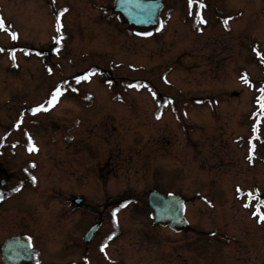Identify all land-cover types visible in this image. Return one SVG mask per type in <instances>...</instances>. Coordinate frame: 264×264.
Here are the masks:
<instances>
[{"label":"rangeland","instance_id":"1","mask_svg":"<svg viewBox=\"0 0 264 264\" xmlns=\"http://www.w3.org/2000/svg\"><path fill=\"white\" fill-rule=\"evenodd\" d=\"M113 1L0 0L8 29L0 30L1 166L15 171L11 185L37 184L27 211L3 201L0 232L30 235L39 260L50 261L62 252L61 235L97 218L98 243L106 236L118 263L264 264V222L255 214L258 205L264 214V0H202V9L163 0L150 35L124 25ZM15 45H53L54 66L41 53L16 55ZM74 72L91 76L78 94L67 91L56 108L42 103L61 81L73 89ZM33 91L47 111L33 114ZM20 102L27 111L18 114ZM150 189L190 203L189 232L153 223ZM67 197L90 209H69ZM72 247L67 241L61 256Z\"/></svg>","mask_w":264,"mask_h":264},{"label":"flooded vegetation","instance_id":"2","mask_svg":"<svg viewBox=\"0 0 264 264\" xmlns=\"http://www.w3.org/2000/svg\"><path fill=\"white\" fill-rule=\"evenodd\" d=\"M21 49H25L27 51V55L34 53L33 51L42 52L44 54V57H48L47 63L50 64L51 66H54V61L51 59V55H52V52L50 51L51 49H47V48H43V49L35 48V49H33L30 46H24V48L21 47ZM73 74L74 75H71L70 77L74 78V89H76V88H79L78 86L80 83H77L76 80L78 77H81V72H74ZM67 88H68V90H65L63 88V90H62L63 94L62 95H65L66 93H68L67 91H69L68 94H70V92L73 93L74 95L78 94V92L71 90L72 89L71 86L68 85ZM33 93H34V96H33L34 98H32V99L37 101L36 103H39V99L37 96H35L34 91H33ZM31 94H32V92H31ZM45 101L46 100H44L43 102H45ZM63 101H65V100H63ZM70 101L71 100H68L67 102L70 103ZM29 102H33V101L28 99V103ZM65 104H67V103H65ZM169 114L171 115L170 112H169ZM0 119H1V116H0ZM15 138H17V137H14L13 142H14V140H16ZM43 139L44 138H42V140ZM9 158L12 162H17L14 159H12L11 157H9ZM28 162H29V160H27V163ZM27 168H29V167H27ZM13 172H15V171L9 170L6 167V165L1 166V161H0V206L2 205L3 201H6L9 199V201H11V202L8 205H11V207H13L15 209L20 208V209H23L24 211H27L28 206L30 205V202H28V201L24 202V199H25L26 194L28 192L33 194V191H34L33 189H37L34 185H37V184H36V182H33L32 180H31L32 182L27 180V181L17 182L15 185H11L12 184L11 180L14 177H16L13 175ZM25 172H27V171H25ZM29 173H30V171H29ZM28 177L29 176L24 175L22 178L27 179ZM18 184L22 185V187H20V186L18 187ZM14 188H20V190L14 191L13 190ZM66 204L69 205L68 208L71 210L85 209V211H88L90 209V207L88 206L86 201H83V203L80 206H76L73 203V197H67L66 198ZM8 207H6V208H8ZM6 208H4V209H6ZM6 212H8V211H6ZM6 212H4L3 215L0 216V220L3 216L5 217L7 215ZM24 214L29 215L26 213H24ZM91 215L96 216L92 212H91ZM98 220L99 219L96 218V220H94V222L92 224L90 223V225L87 227V229L84 230L83 232L80 233L81 230H79V233H78V231H77V234H75L74 237L69 236L68 233L61 235L56 246L58 247V245H60L62 247V252L60 250L55 251V253L52 252L50 255V259H51L50 261H44V258H41L39 260V256H38V252H37L38 251L37 244L34 242V240H31L30 235H28V234L26 235L25 233H20V232H17V233L3 232V233H1L2 231L0 230L1 231L0 232V264H6L5 262H3V259H2V249H3L4 242L6 240H9V239L17 236V235H24V236L26 235V236L30 237L29 240H31V259H32L30 262L21 261L18 264H52L53 262H54L53 264H125V262H119L118 263V262L113 261L112 257L114 256V252L112 253V251H110V246L108 244L106 236H103L101 239L99 238V243H98V236L96 235V233L99 229L93 234L90 242H88V243L82 242V237H83L84 233L93 224L97 223ZM101 225H102V223L100 224V226ZM76 228H77V225L75 224V229ZM71 239H73V241H70ZM67 241H69V245L70 244L73 245V247H72L73 250L70 252L68 251L69 255H67L66 257L63 258L61 255L63 254V249H65V243ZM101 249H103V250H101ZM52 257H57V260L54 261V259ZM13 261H15V260H13Z\"/></svg>","mask_w":264,"mask_h":264},{"label":"water","instance_id":"3","mask_svg":"<svg viewBox=\"0 0 264 264\" xmlns=\"http://www.w3.org/2000/svg\"><path fill=\"white\" fill-rule=\"evenodd\" d=\"M162 7L161 0L114 1V11L118 14L120 20L139 31H149L157 26ZM74 202L79 205L81 200H75ZM148 205L152 209L155 224L168 226L176 232L187 228L188 225L184 218V203L181 197L163 196L155 191H150L148 193ZM98 226L99 224H96L89 229L83 237L84 242L91 240ZM21 241L25 242L23 249L18 247L23 244ZM25 244L27 245V241L22 237L5 241L2 249L3 260L7 264H18L22 260L30 261V253Z\"/></svg>","mask_w":264,"mask_h":264},{"label":"snow or ice","instance_id":"4","mask_svg":"<svg viewBox=\"0 0 264 264\" xmlns=\"http://www.w3.org/2000/svg\"><path fill=\"white\" fill-rule=\"evenodd\" d=\"M188 4H189V8H191L194 4H199V7L202 9L205 7V5L203 4L202 0H188ZM65 12L67 11V9L64 10ZM63 15V12L59 13L56 17V31L57 33H61V29H62V24H61V21H60V17ZM200 22L201 23H206L205 20H203L202 17H200ZM225 24L228 23V20H225L224 21ZM0 30H5L7 31L8 29L6 28V25H5V22L3 20L2 17H0ZM12 39H16V34L13 32L12 34ZM147 35H150V33H148ZM63 35H58L57 37H54L53 39L55 40V43L56 44H59L61 42V40H63ZM0 51H3V49H0ZM56 51L58 52L59 51V48L56 49ZM37 55H40V53H36ZM259 55V53H258ZM11 56V59L15 60V52H12L10 54ZM261 59L264 60V56H261ZM51 71V70H50ZM88 77H78L76 82L77 83H80V80L81 79H87ZM245 83H247V77H244L243 78ZM130 87H139V85H130ZM72 91H76V89H71ZM260 92H261V96L259 97V100H260V108H261V111L264 112V87L260 88ZM62 90L60 87H57L56 90L52 93L51 95V99L48 101V105L51 106L53 105L54 103L58 102V99L59 97L62 95ZM155 95V94H154ZM47 107H45V105H40L36 108H33L32 109V112L33 114L37 113V112H40V111H47ZM159 118V117H158ZM254 131H257L256 128L253 129ZM29 143L31 144V139L29 138ZM35 147L32 146L29 148V151H35ZM249 159H251V157H249ZM33 182H35V177L32 178ZM14 191H19L20 188H14L13 189ZM247 207V205H245ZM256 215L259 216L260 218V222H264V214L260 213L259 209H257V212H256ZM113 216H115V213H113ZM28 248H31V240H29L28 242V245H27ZM103 250V249H101Z\"/></svg>","mask_w":264,"mask_h":264}]
</instances>
